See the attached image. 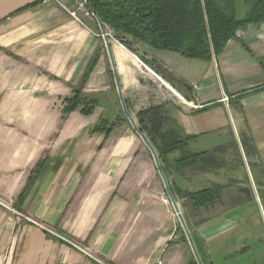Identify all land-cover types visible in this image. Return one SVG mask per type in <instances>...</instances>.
Returning <instances> with one entry per match:
<instances>
[{"label":"crops","instance_id":"obj_1","mask_svg":"<svg viewBox=\"0 0 264 264\" xmlns=\"http://www.w3.org/2000/svg\"><path fill=\"white\" fill-rule=\"evenodd\" d=\"M82 5L0 0V264H197L118 91L138 128L159 107L155 132L189 137L163 159L150 144L200 262L264 264V21L204 61L131 51ZM93 59L95 108L63 114ZM211 185L214 204L189 198Z\"/></svg>","mask_w":264,"mask_h":264},{"label":"trees","instance_id":"obj_2","mask_svg":"<svg viewBox=\"0 0 264 264\" xmlns=\"http://www.w3.org/2000/svg\"><path fill=\"white\" fill-rule=\"evenodd\" d=\"M84 6L102 28L131 51L148 46L204 61L219 55L241 26L264 21V0H85ZM93 63L94 59L80 83L73 87L72 95L63 99V114L76 109L89 114L95 108L97 101L82 93ZM166 78L170 79L168 73ZM158 108L145 111L146 124L139 120V130L156 148L159 159H163L162 155L174 148L183 149L189 137L176 139L171 131L156 133ZM112 125L100 120L91 132L107 135ZM183 154L186 159L195 157L187 152ZM219 189V185H211L188 196L197 205L209 206L215 203ZM23 195L24 191L17 203Z\"/></svg>","mask_w":264,"mask_h":264},{"label":"water","instance_id":"obj_3","mask_svg":"<svg viewBox=\"0 0 264 264\" xmlns=\"http://www.w3.org/2000/svg\"><path fill=\"white\" fill-rule=\"evenodd\" d=\"M98 25H99V27H100L101 29H103V28H102V25H101V23H100L99 21H98ZM118 95H119V97H120V100H121V103H122V108H123L124 113H125L126 116L128 117V119H129L130 123L132 124L133 128L135 129V131L140 135L141 139H142L143 142L148 146V148L150 149V151H151V153H152V156H153V158H154V161H155L156 167H157V169L159 170V172H160V174H161V177H162V179H163L164 187H165V190H166V192H167V194H168V196H169V199H170V201H171L172 207H173V209H174V211H175V213H176V215H177V217H178V219H179V221H180L181 227L183 228V231L185 232V235H186V237H187V240H188L189 244H190L191 247H192V251H193L194 257H195V259H196V262H197V264H202V263L200 262L199 258H198V255H197V253H196V251H195V248H194V246H193V242H192V239H191L190 233H189V231H188L187 225H186V223H185V220H184V218H183V216H182V214H181V212H180V210H179V207H178V205H177V203H176L174 197L172 196V194H171V192H170V190H169V187H168V184H167V181H166L164 175L162 174V172H161L160 169H159V162H158V158H157V156H156V153H155L153 147L151 146L150 142L148 141L147 137H146V136H145V135L139 130V128L135 125L133 119H132V118L129 116V114L127 113L126 108H125L124 103H123V100H122V97H121V94H120L119 91H118Z\"/></svg>","mask_w":264,"mask_h":264},{"label":"built area","instance_id":"obj_4","mask_svg":"<svg viewBox=\"0 0 264 264\" xmlns=\"http://www.w3.org/2000/svg\"><path fill=\"white\" fill-rule=\"evenodd\" d=\"M85 1V0H84ZM73 14V13H72ZM102 31H101V33H100V35L102 36V37H105V38H108V37H112V35H111V33L108 31H106V30H103V29H101ZM158 264H160V261H158Z\"/></svg>","mask_w":264,"mask_h":264},{"label":"rangeland","instance_id":"obj_5","mask_svg":"<svg viewBox=\"0 0 264 264\" xmlns=\"http://www.w3.org/2000/svg\"><path fill=\"white\" fill-rule=\"evenodd\" d=\"M82 3H83V5L82 6H84V0H82ZM97 30L101 33V28L99 27V25L97 26ZM103 30H105L104 28H103ZM107 32H108V30H106ZM165 196V195H164Z\"/></svg>","mask_w":264,"mask_h":264}]
</instances>
